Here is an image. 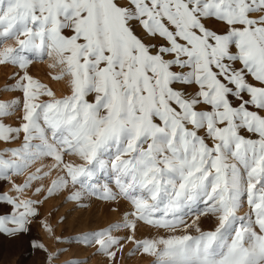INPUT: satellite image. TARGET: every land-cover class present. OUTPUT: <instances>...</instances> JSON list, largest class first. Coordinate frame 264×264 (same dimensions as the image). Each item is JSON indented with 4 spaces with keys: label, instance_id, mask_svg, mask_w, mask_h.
<instances>
[{
    "label": "snow or ice",
    "instance_id": "snow-or-ice-1",
    "mask_svg": "<svg viewBox=\"0 0 264 264\" xmlns=\"http://www.w3.org/2000/svg\"><path fill=\"white\" fill-rule=\"evenodd\" d=\"M45 59L66 82L59 98L29 72ZM0 65L17 69L0 88L13 95L0 100V142L22 134L0 151L11 185L0 236L29 233L39 205L66 190L130 205L75 240L108 264L128 244L152 264H264V0H0ZM17 112L18 126L4 122ZM41 159L49 171L15 183ZM56 169L32 191L42 199L25 196ZM109 172L116 192L99 183ZM141 223L165 234L138 239Z\"/></svg>",
    "mask_w": 264,
    "mask_h": 264
},
{
    "label": "rangeland",
    "instance_id": "rangeland-1",
    "mask_svg": "<svg viewBox=\"0 0 264 264\" xmlns=\"http://www.w3.org/2000/svg\"><path fill=\"white\" fill-rule=\"evenodd\" d=\"M216 30H221L219 26L209 24ZM139 34V33H138ZM50 61L34 60L29 67L30 74L41 83L51 87L59 98L67 94L65 81H53L51 75H55L58 70L48 67ZM17 71L10 65H0V88H3L9 78ZM16 97L20 94L16 93ZM13 99L12 94L0 95V100ZM20 115L17 112L10 119L5 120L6 124L18 126ZM21 139L13 143L0 142V151L5 149H14L20 146ZM66 162L79 163L75 157H65ZM54 163L51 159H41L20 176L13 177L16 184H23L29 173H33L37 168L43 171H49ZM63 175L60 169L51 171L50 175L42 181L33 182V189L25 193L26 197L32 199H42V196H33L32 191L35 187L41 186L45 189L50 185L51 181L58 176ZM99 183H107L113 192H116L114 180L111 173L101 174ZM11 185L6 182H0V193H10ZM46 194V193H45ZM69 193L64 190L54 194L39 205V214L33 223L29 225L30 232L23 236L9 240L7 237L0 236V264H48L47 257L52 254L59 253V258L54 260L52 264H108L105 257L95 254V249L84 247L82 244L75 242L76 238L82 237L86 233H92L101 229L108 228L110 225L121 221L125 212L130 210V205L123 200L106 201L98 197H86L80 202L67 201ZM6 208H0V213L6 211ZM47 223L54 230V235H50L42 226ZM201 227L204 230H212L215 227V221L212 218H202ZM117 234V233H114ZM125 235V232L118 233ZM165 233L157 232L150 226L140 224L136 236L138 239L155 238L157 235ZM3 238V239H2ZM60 242H57V241ZM32 241H36L43 245V249L32 247ZM17 242H19L17 244ZM133 246L128 244L125 246L123 253L120 254L119 264H152V257L134 254L129 256Z\"/></svg>",
    "mask_w": 264,
    "mask_h": 264
},
{
    "label": "bare ground",
    "instance_id": "bare-ground-1",
    "mask_svg": "<svg viewBox=\"0 0 264 264\" xmlns=\"http://www.w3.org/2000/svg\"><path fill=\"white\" fill-rule=\"evenodd\" d=\"M5 238V237H4ZM3 239V238H2ZM19 242H17V244H18Z\"/></svg>",
    "mask_w": 264,
    "mask_h": 264
}]
</instances>
